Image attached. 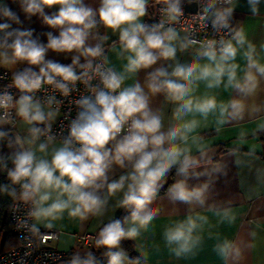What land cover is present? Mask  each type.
Listing matches in <instances>:
<instances>
[{
    "label": "clouds",
    "instance_id": "obj_1",
    "mask_svg": "<svg viewBox=\"0 0 264 264\" xmlns=\"http://www.w3.org/2000/svg\"><path fill=\"white\" fill-rule=\"evenodd\" d=\"M247 2L250 12L257 15L264 0ZM156 3L162 5V19L150 24L143 20L149 0H99L98 8L85 0H0V68L29 66L13 72L11 82L0 91V141L7 139L13 148L7 158L0 156V167L7 169V160L11 161L7 178L18 186V190L8 186L0 190L29 205L28 215L35 221L31 229L36 233L40 223L50 228L51 221L65 213L80 220L100 215L119 194V206L130 214L105 224L95 242L97 248L107 250L108 264H139L140 258L130 257L120 247L121 241L135 239L158 217L160 208L151 205L174 168L179 178L167 190L169 199L190 207L205 205L208 184L188 183L191 176L207 173L196 172L205 162V153L194 155L188 147V134L198 122L186 117L218 113L220 124L242 119L250 110L260 111L255 98L264 90V62L242 29L230 30L229 38L197 42L181 37L173 26L183 15L181 0ZM237 3L203 0L201 19L217 31L230 29ZM54 7V12H46ZM20 13L29 20L41 18L58 35L50 31L47 43L40 42L34 30L22 27ZM98 26L118 33L112 51L126 61L119 71L106 54L109 36L101 35ZM195 45L193 62L176 61L178 50ZM49 51L70 54L71 63L46 59ZM238 55L243 66L237 62ZM161 60L174 62L170 72L166 67L155 68L147 74L145 85L138 80L126 85ZM201 81L207 88L223 85L230 90V99L219 102L214 96L195 97L194 89ZM77 83L85 86L87 94L75 100L76 115L66 132L57 136L52 125L60 101L50 95L42 102L36 93L47 85L66 97ZM12 88L18 96L8 90ZM157 94L176 105L167 125L163 114L150 106V98ZM17 120L23 135L12 132ZM113 166L126 171L110 180ZM217 214L229 222L236 219L230 209ZM201 221L207 217L189 214L173 222L163 233L166 245H175L177 256L189 252L199 242L195 233ZM246 247L252 246L229 239L216 246L220 257L231 264H241ZM95 259L92 251H77L67 264H94Z\"/></svg>",
    "mask_w": 264,
    "mask_h": 264
},
{
    "label": "crops",
    "instance_id": "obj_2",
    "mask_svg": "<svg viewBox=\"0 0 264 264\" xmlns=\"http://www.w3.org/2000/svg\"><path fill=\"white\" fill-rule=\"evenodd\" d=\"M85 2L93 8L99 7V0H85ZM153 2L156 0H149L148 9ZM12 7L17 12L20 11L15 4ZM55 10L54 7L46 9V12L52 13ZM20 19L23 22L22 27L34 30V36L44 44L47 43L46 33L51 31L54 35H58L57 30L49 28L37 16L29 20L25 19L23 13H20ZM143 20L147 22V15ZM233 29L244 31L247 40L256 47L258 58L264 62V47H262L264 46V2L259 5V13L253 15L249 10L247 0H238L233 15ZM97 31L101 35L108 34L109 40L105 44L106 54L110 65L117 71L121 70L126 61L118 58L117 53L112 51V45L118 44V33H112L104 27L102 32L98 28ZM178 32L181 37L186 36V32ZM196 47L191 46L187 50H178L176 61L182 64L193 62ZM46 59L59 63H71L70 54H58L53 51L47 53ZM237 62L241 66L245 63L239 55ZM173 66V61L161 60L152 68L141 70L125 83L131 85L138 80L143 86L149 72L159 67H166L170 72ZM26 67L29 66L21 63L12 69H1L13 75V72L21 71ZM261 88L264 89V82ZM145 91L147 92L146 87ZM194 96L198 98L214 96L217 101L224 102L230 99L231 92L223 85L207 88L201 81L194 89ZM255 104L260 111L250 110L242 119L224 124L218 122V113H210L207 117L193 113L186 117L188 120L195 119L198 122L195 129L188 134V147L194 155L205 153V162L196 169V172L207 173L191 176L188 183L190 186L208 184L205 205L190 207L169 199L167 190L179 178L175 171L169 186L158 192L151 205L160 208L158 217L146 229H141L138 237L130 239L134 244V254L122 248L129 253L130 257H139V264H231V261L226 262L220 257L216 248L224 239L252 246L245 248L241 264H264V90L255 98ZM150 106L163 114L166 125L171 121L176 107L164 94L152 96ZM12 132L13 134L16 132L24 134V129L18 120ZM124 171L126 170L113 166L109 179L118 178ZM119 198V194L112 197L100 215H90L87 219L80 220L70 218L65 213L62 218L51 221L52 227H46L44 223H40L38 227L57 230L59 237L52 242V245L70 255L77 251H90L91 246H84L81 237L93 234L95 240L105 224L128 211L119 206ZM224 209H230L235 215L234 222L224 220L217 214ZM189 214L205 216L207 221H201L202 226L195 233L200 238L199 242L193 245L189 252L177 256L173 250L175 245H166L163 233L173 222L183 220ZM129 226L125 224V227Z\"/></svg>",
    "mask_w": 264,
    "mask_h": 264
},
{
    "label": "built area",
    "instance_id": "obj_3",
    "mask_svg": "<svg viewBox=\"0 0 264 264\" xmlns=\"http://www.w3.org/2000/svg\"><path fill=\"white\" fill-rule=\"evenodd\" d=\"M183 1L181 2L183 15L173 25L177 31L186 32V36L197 42L219 40L221 37L229 38L230 30H234L233 18L230 21V29L217 31L209 21L201 19L203 0H191L197 4L195 11L187 10ZM161 7L162 5L160 4H155L153 7L154 23H158L162 19ZM195 46L198 47V45ZM11 79L12 75L7 70L0 68V91L5 89ZM8 90L14 95H19L14 88ZM84 94H87V90L81 83H77L75 90L66 97L47 85L36 93L37 98L42 102L50 95H54L60 101L59 117L52 125L53 134L59 136L62 132H66L70 120L75 117L77 112L75 100ZM28 211L29 205L17 199L14 200L10 209V219L18 244L0 254V264H57L69 258L70 254L52 245V242L59 237L57 230L39 227L40 231L36 233L31 229V225L35 222L28 215ZM93 241V234H86L81 237V242L84 246H92Z\"/></svg>",
    "mask_w": 264,
    "mask_h": 264
},
{
    "label": "trees",
    "instance_id": "obj_4",
    "mask_svg": "<svg viewBox=\"0 0 264 264\" xmlns=\"http://www.w3.org/2000/svg\"><path fill=\"white\" fill-rule=\"evenodd\" d=\"M157 4L153 2L148 9L147 14V22L154 23L153 19V7ZM100 32L103 31V26H98ZM13 151V148L8 146V140L0 141V156H4L5 158ZM13 167L10 160H7V169H11ZM7 169L0 167V188L3 186H8L9 189L12 187H16L18 190V186H14L11 184V181L7 178ZM175 168L172 172L169 173L167 177V183L159 190V192L165 190L169 184L171 183V179L175 173ZM14 198L8 194V192L0 190V254L5 252L6 250L16 246L18 244V239L13 233V225L10 219V209L14 202ZM129 211L122 213L117 219L123 220L125 217L129 216ZM96 242V241H95ZM121 248H124L134 254V244L130 239H125L121 241ZM96 257L94 264H108L107 257L105 255V248H97L96 243L90 248ZM69 258L64 259L63 261L57 264H67Z\"/></svg>",
    "mask_w": 264,
    "mask_h": 264
},
{
    "label": "water",
    "instance_id": "obj_5",
    "mask_svg": "<svg viewBox=\"0 0 264 264\" xmlns=\"http://www.w3.org/2000/svg\"><path fill=\"white\" fill-rule=\"evenodd\" d=\"M184 5L186 7L187 10L189 11H195L197 8V4L191 0H184Z\"/></svg>",
    "mask_w": 264,
    "mask_h": 264
},
{
    "label": "rangeland",
    "instance_id": "obj_6",
    "mask_svg": "<svg viewBox=\"0 0 264 264\" xmlns=\"http://www.w3.org/2000/svg\"><path fill=\"white\" fill-rule=\"evenodd\" d=\"M95 238L97 239V237H95ZM96 239L93 241V244H92V246L94 245V243H95ZM92 246H91V248H92Z\"/></svg>",
    "mask_w": 264,
    "mask_h": 264
}]
</instances>
